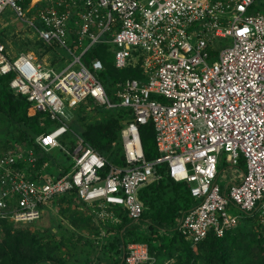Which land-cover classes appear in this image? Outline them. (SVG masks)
Masks as SVG:
<instances>
[{"label": "built area", "instance_id": "2783aa9c", "mask_svg": "<svg viewBox=\"0 0 264 264\" xmlns=\"http://www.w3.org/2000/svg\"><path fill=\"white\" fill-rule=\"evenodd\" d=\"M23 1L0 0V16L10 8L38 40L73 60L60 54L52 67L32 51L13 56L0 42V75L12 76L10 88L26 96L42 127L52 122L33 145L0 146V220L33 223L73 195L101 221L121 223L123 214L138 221L140 189L161 178L162 166L189 185L193 204L173 230L192 246L264 211V0ZM218 40L228 44L217 47ZM98 44L109 45L116 68L140 64L144 77L118 81L110 94L99 78L102 61L84 60ZM82 105L125 111L113 143L123 163L71 130ZM149 122L159 153L152 161L140 137ZM221 164L234 171L225 187ZM152 259L148 243L135 242L123 264Z\"/></svg>", "mask_w": 264, "mask_h": 264}, {"label": "trees", "instance_id": "16d2710c", "mask_svg": "<svg viewBox=\"0 0 264 264\" xmlns=\"http://www.w3.org/2000/svg\"><path fill=\"white\" fill-rule=\"evenodd\" d=\"M29 1L24 0L22 3L26 4ZM40 42L47 48H56V46H47L44 42ZM95 58L100 59L104 65V70L99 73V78L110 94L116 82L127 78L141 79L144 77L140 64L124 69L116 68L114 53L107 44L95 45L85 53L84 60L87 64H90ZM11 78L10 75H0V112L6 117L11 127L12 135H10L13 136L16 132L18 134L16 137L20 139V142L33 145L36 137L46 132L52 122L47 120L46 127H42L38 114L35 116L28 114L31 104L26 96L16 94L10 88ZM117 112L125 118L127 117L124 110L118 109ZM121 121L122 119L118 117H111L105 121L91 123L83 130L85 140L100 154L109 157L116 164L124 161V157H120V149L113 147V143L120 136ZM140 137L146 159L152 161L157 158L159 153L152 122L140 127ZM45 158L46 156L41 158L39 165ZM159 172L162 175L160 179L148 183L140 189L139 199L144 205L142 217L138 221H133L123 214L121 224L114 229L113 237L105 246L107 250L119 256L117 264H123V256L128 245L135 242L148 243L151 255L156 257L163 252L173 256L179 255L180 259L176 264H234L233 250L226 245L230 241L234 240L235 243L237 241V238L231 235L233 230L228 231L225 236L220 238L210 234L198 244V253L193 250L189 241L179 232L173 230L177 218L182 211L192 206L193 199L187 183L174 181L166 174L164 166L159 168ZM68 202L71 203V200ZM259 214H261L260 211L249 215L244 214L241 223H248ZM0 226L4 231V237L0 242V264H64L60 258L52 256L49 245L48 251L46 250L48 246L45 248L41 244L40 237L32 234L28 229L13 231V224L7 220H0ZM252 240L250 243H255L259 249V257L250 258L247 262L242 261L249 253L251 244L239 242L237 247L242 245L244 248L238 250V255L241 256L240 263L264 264V226Z\"/></svg>", "mask_w": 264, "mask_h": 264}, {"label": "rangeland", "instance_id": "374dc122", "mask_svg": "<svg viewBox=\"0 0 264 264\" xmlns=\"http://www.w3.org/2000/svg\"><path fill=\"white\" fill-rule=\"evenodd\" d=\"M72 40L70 38L69 42L71 43ZM0 42L6 45L8 52L13 56L32 51L39 60L52 67L59 66L57 63L60 54L62 59L68 60V63L73 60L71 54L64 50L59 51L56 48H47L44 46L38 40L33 30L22 19H19L10 8H6L0 16ZM227 42L226 40H218L216 46L222 47L228 44ZM65 65L60 66L58 71ZM117 111L118 109H106L98 106L90 108L89 105H82L77 109V114H74L70 122V127L75 133L83 136V130L91 123L105 121L111 117H118L123 122L125 117ZM28 114L35 116L30 110H28ZM10 131L11 127L6 117L0 112V145L2 148L14 149L25 145V143L20 142V139L16 137L18 136L16 132L11 136ZM70 139H73L72 136H70ZM70 139H65L68 145L70 144ZM71 145L73 144L71 143ZM220 169L222 171L218 182L225 187L234 171L230 166L224 164H221ZM54 210L44 214L45 216L43 215L44 217L42 219L24 226L16 227L12 223L14 227L13 231L28 229L32 234L39 236L41 244L45 248L49 245L52 256L54 255L57 259L60 258L64 264H117L119 256L107 250L105 246L113 237L114 229L118 228L121 223H115L110 219H106L103 222L95 219L91 220L82 211L79 214V209L76 206L73 207L65 201L61 207L57 206ZM260 212L261 214L255 216L250 222H242L232 229L233 232L231 235L236 237L237 241L236 243L234 240L230 241L226 245L233 250L234 264H242L240 263L241 256L238 255V250H243L244 248H242V245L237 247V243H250L253 241L252 238L259 234L260 228H263L264 211ZM78 215H81V217L79 218ZM3 237L4 231L0 226V242ZM250 244L249 253L242 261L247 262L248 259L258 258L260 255L256 244ZM49 246L46 249L48 251ZM192 248L198 253V244L192 246ZM151 256L153 259L147 264H176L180 259L179 255L176 254L173 256L167 252L161 253L158 257L155 255Z\"/></svg>", "mask_w": 264, "mask_h": 264}, {"label": "crops", "instance_id": "0c3cea01", "mask_svg": "<svg viewBox=\"0 0 264 264\" xmlns=\"http://www.w3.org/2000/svg\"><path fill=\"white\" fill-rule=\"evenodd\" d=\"M68 200H71V203L70 202H68ZM64 201L65 202H68L69 204H71L73 207H75L76 206V208H78L79 209V214L81 213V211L83 212V214H86L91 220H98L99 222H103V221H101V220H99L97 217H95L93 214H92V212H91V210L89 209H87L85 206H83V204L77 199L76 200V198L73 196V195H66V196H63V197H61V198H59V199H56V200H54L50 205H48V207L45 209V213L44 214H47V213H49L50 211H55L54 209L58 206H62L63 204H64ZM43 214V215H44ZM45 216V215H44ZM44 216H42L41 217V219L44 217ZM79 216V218L81 217V215H78ZM81 228H82V226H81ZM88 228V227H87ZM86 229V228H85ZM95 238H97V237H95Z\"/></svg>", "mask_w": 264, "mask_h": 264}, {"label": "water", "instance_id": "95a60500", "mask_svg": "<svg viewBox=\"0 0 264 264\" xmlns=\"http://www.w3.org/2000/svg\"><path fill=\"white\" fill-rule=\"evenodd\" d=\"M125 256V255H124ZM124 256H123V259H124Z\"/></svg>", "mask_w": 264, "mask_h": 264}]
</instances>
